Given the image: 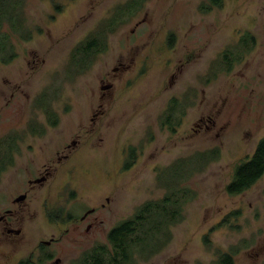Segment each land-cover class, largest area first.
Instances as JSON below:
<instances>
[{
    "label": "rangeland",
    "instance_id": "obj_1",
    "mask_svg": "<svg viewBox=\"0 0 264 264\" xmlns=\"http://www.w3.org/2000/svg\"><path fill=\"white\" fill-rule=\"evenodd\" d=\"M11 2L21 30L3 24L15 56L0 62V139L14 140L0 158L7 166L0 213L19 188H30L27 168L36 175L61 151L69 159L22 203L25 235H49L70 226L54 221L58 213L94 207L90 219L99 222L89 246L108 243L110 228L144 201L183 187V218L171 240L149 259L137 255L136 264H212L232 248L235 264H264V175L241 194L226 191L236 164L264 138V0H223L208 12L201 7L209 0ZM99 31L103 50L83 69L73 51ZM246 32L254 48L223 70L219 55ZM172 97L182 101L173 129L163 123ZM71 139L81 144L63 147ZM131 148L136 160L125 170ZM215 148L217 157L202 158ZM181 160L188 171L179 184L164 181L173 170L161 180Z\"/></svg>",
    "mask_w": 264,
    "mask_h": 264
},
{
    "label": "trees",
    "instance_id": "obj_2",
    "mask_svg": "<svg viewBox=\"0 0 264 264\" xmlns=\"http://www.w3.org/2000/svg\"><path fill=\"white\" fill-rule=\"evenodd\" d=\"M12 0H0V62L8 63L15 56L14 45L10 42V33L5 31L3 24L6 20L10 21V27L14 30H21L20 21H14L13 11L17 6L11 2ZM17 2V1H15ZM135 1L128 3V7H133ZM17 4V3H16ZM223 0H209V4L202 5L201 10L208 12L213 7H221ZM110 30L113 28V21L107 24ZM105 28V30H107ZM104 30V29H103ZM102 30V31H103ZM99 31L90 34L86 39L77 44L73 51V56L78 54L80 58V67L87 68L91 63V53L102 51V43ZM31 34L25 36L30 38ZM256 37L246 32L241 36L238 44L234 46V50H225L219 55V65L225 71H231L235 62L240 61L242 57L251 51L255 46ZM102 45V46H101ZM10 48V51H9ZM106 48V45H105ZM10 52V53H6ZM181 101L177 97H172L167 109V118L163 121L164 124H169L173 129V115L178 110ZM53 115V114H51ZM56 115V114H55ZM54 116V115H53ZM58 119L54 117L51 125H56ZM14 137L3 136L0 139V158L11 152ZM219 149L215 148L209 153L204 152L202 158L217 157ZM211 155V156H209ZM136 160L135 148H131L129 157L125 161L124 169H128ZM182 161V162H181ZM163 170L160 175L161 180L170 172L169 179L165 182H172L174 185L179 184L182 177L185 176L187 162L181 160ZM1 164V159H0ZM188 165V164H187ZM5 166L1 164L0 167ZM184 172V174H183ZM264 175V138H261L255 148L254 153L249 158L240 161L236 164L232 179L226 185V191L230 195L241 194L250 189ZM189 189L180 187L172 192H169L165 197L160 199H149L138 206L136 211L129 217L119 221L114 225L108 233V240L113 249L108 250L106 245H101V251H97L93 264H134L135 256L142 259L150 257L161 251L166 244L171 240V226L180 221L182 216V203L187 198ZM183 200V201H182ZM213 229V228H212ZM208 235L205 240L208 241ZM236 251L232 248L231 251L218 252L217 259L212 264H235ZM203 264V263H198Z\"/></svg>",
    "mask_w": 264,
    "mask_h": 264
},
{
    "label": "flooded vegetation",
    "instance_id": "obj_3",
    "mask_svg": "<svg viewBox=\"0 0 264 264\" xmlns=\"http://www.w3.org/2000/svg\"><path fill=\"white\" fill-rule=\"evenodd\" d=\"M102 80L106 81V79ZM110 85L112 86V84H104L102 89ZM177 98L181 101L180 97ZM208 117L207 121L212 122V117ZM200 122L206 123V117L200 118ZM80 144V140L71 139L68 143L63 141V147L66 149H75ZM56 154L55 164L47 163L38 167L36 175L27 168L29 175L27 181L30 188L22 193L19 188L15 196L8 198L11 206L4 209V213H0V264H93L92 260L95 258L93 253L101 251V245H106L110 251L113 249L109 240L108 243L89 246L90 235L88 234L98 227L99 222L98 216L90 219V215L96 212L94 207L80 214H73L69 211L66 214L58 213L53 218L54 221L61 225L70 223V226L54 230L49 235L40 234L33 237L25 235L22 227L25 206L22 203L30 199L31 191L49 183L57 173L58 165L70 157V153L61 154V151H57ZM6 170L7 166L0 167V183ZM21 195L25 197L21 199ZM74 225L75 228L70 229ZM83 226L84 230L78 229ZM26 243L28 245H25ZM134 258V264H136V256Z\"/></svg>",
    "mask_w": 264,
    "mask_h": 264
},
{
    "label": "water",
    "instance_id": "obj_4",
    "mask_svg": "<svg viewBox=\"0 0 264 264\" xmlns=\"http://www.w3.org/2000/svg\"><path fill=\"white\" fill-rule=\"evenodd\" d=\"M111 86V85H110ZM25 196L24 195H21V199H23Z\"/></svg>",
    "mask_w": 264,
    "mask_h": 264
}]
</instances>
